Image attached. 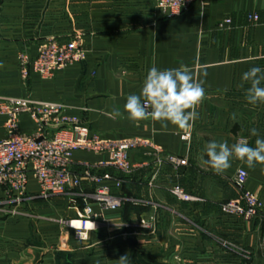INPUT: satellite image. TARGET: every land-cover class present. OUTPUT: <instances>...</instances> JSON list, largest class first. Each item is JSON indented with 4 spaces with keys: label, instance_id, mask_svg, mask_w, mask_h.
<instances>
[{
    "label": "crops",
    "instance_id": "crops-1",
    "mask_svg": "<svg viewBox=\"0 0 264 264\" xmlns=\"http://www.w3.org/2000/svg\"><path fill=\"white\" fill-rule=\"evenodd\" d=\"M157 3L0 0V102L30 98L60 103L93 134L145 140L163 153L157 159L145 150L132 152L129 174L110 165L98 168L100 174L123 181L122 190L113 189V194L124 203L118 212L94 204L98 228L84 241L75 240L63 221L77 219L93 202L95 186L83 182L73 194L41 199L38 183L31 179L28 194L33 199L21 207V215L0 213V264H118L123 255L131 262V240L136 252L156 264H264V218L245 222L221 212V206L237 196L233 181L240 168L249 173L247 189L264 203V165L248 168L233 158L231 167L217 175L204 163L211 141L231 146L243 138L254 147L257 138L264 139V103L249 104L250 84L242 81L251 67L264 70V0H200L173 19L160 13ZM254 15L258 21L249 19ZM76 34L84 39V63L68 66L51 79L33 69L27 80L22 78L21 55L34 61L48 39L67 41ZM153 64L161 70L187 65L204 79L207 98L190 129L171 124L164 129L151 119L137 126L128 119L127 97L140 93ZM20 125L24 133L36 130L28 115L21 116ZM251 128L258 136L250 134ZM187 132L193 133L189 144L181 140ZM7 136L6 118L0 114V141ZM168 155L187 158L188 166L175 170L164 160ZM109 161L106 154L73 156L77 167ZM175 185L201 202L177 201L170 193ZM4 198L0 192V200ZM141 221L151 224L152 230L142 228ZM224 242L248 249L253 261L245 263Z\"/></svg>",
    "mask_w": 264,
    "mask_h": 264
},
{
    "label": "built area",
    "instance_id": "built-area-1",
    "mask_svg": "<svg viewBox=\"0 0 264 264\" xmlns=\"http://www.w3.org/2000/svg\"><path fill=\"white\" fill-rule=\"evenodd\" d=\"M198 1L158 0L156 8L165 17L173 19L188 12ZM249 19L259 20L256 15ZM86 57L82 35L76 34L67 41L50 38L40 45L34 61L25 54L21 55L19 69L25 80L31 69L43 79H51L68 66L84 63ZM0 114L6 118L8 133L7 138L0 141V192L5 194V198L0 200V213L5 216L21 215V207L33 199L28 194L31 179L37 181L40 190L38 197L41 199L73 194L83 182H88L95 186L93 202L86 204L77 219L63 221L77 241L88 239L89 232H92L91 221L96 226L95 230L98 228L100 216L94 212V204L107 212H118L123 208L124 199L113 194V189L122 190L123 181L110 173L100 174L98 168L110 165L123 174H129L132 170V152L145 150L157 159L163 155L160 149L145 140H112L93 134L82 122L70 117L66 107L60 103L10 98L0 102ZM22 115H28L35 122L34 133L21 130ZM192 138V132L181 136L186 144L191 143ZM79 152L106 154L110 161L100 166L83 164L77 167L73 156ZM164 160L175 170L188 166L187 158L168 155L164 156ZM248 181V171L240 168L233 181L237 196L221 206L223 215L239 217L245 222L264 218V203L247 189ZM170 193L183 203L201 202V199L188 194L178 185L172 187ZM141 227L152 230V225L145 221H141ZM223 245L248 259L244 255L248 253L234 244L224 242Z\"/></svg>",
    "mask_w": 264,
    "mask_h": 264
},
{
    "label": "clouds",
    "instance_id": "clouds-1",
    "mask_svg": "<svg viewBox=\"0 0 264 264\" xmlns=\"http://www.w3.org/2000/svg\"><path fill=\"white\" fill-rule=\"evenodd\" d=\"M178 13V12H175ZM207 75L206 71L202 72ZM201 74L187 65L178 68L159 69L154 64L147 72L140 93L130 94L124 105L128 119L136 123L151 119L160 122L166 129L169 124L181 130L190 129L199 119L197 109L204 102L206 92L203 87L204 79ZM242 81L248 82L250 87L246 90V100L249 104L264 103V70L254 66L242 74ZM243 87V84H241ZM119 116L120 112L116 111ZM236 119L235 113L231 117ZM252 136H258L256 128L250 129ZM207 159L204 161L217 175L223 174L231 167V160L235 158L246 163L248 168L256 164L264 165V139L257 138L255 146H250L246 139H239L231 146L227 141H211L206 145ZM94 231L96 226L91 221ZM118 264H130L129 257L123 255Z\"/></svg>",
    "mask_w": 264,
    "mask_h": 264
},
{
    "label": "trees",
    "instance_id": "trees-1",
    "mask_svg": "<svg viewBox=\"0 0 264 264\" xmlns=\"http://www.w3.org/2000/svg\"><path fill=\"white\" fill-rule=\"evenodd\" d=\"M130 264H156V263L148 255H145L144 253L137 251L136 253H134V256L131 259Z\"/></svg>",
    "mask_w": 264,
    "mask_h": 264
},
{
    "label": "rangeland",
    "instance_id": "rangeland-1",
    "mask_svg": "<svg viewBox=\"0 0 264 264\" xmlns=\"http://www.w3.org/2000/svg\"><path fill=\"white\" fill-rule=\"evenodd\" d=\"M241 250H243L244 253H248V254H244L245 256L248 257V259L243 258V260L245 261V263L246 262H252L254 257L251 254V252L248 249H241Z\"/></svg>",
    "mask_w": 264,
    "mask_h": 264
},
{
    "label": "water",
    "instance_id": "water-1",
    "mask_svg": "<svg viewBox=\"0 0 264 264\" xmlns=\"http://www.w3.org/2000/svg\"><path fill=\"white\" fill-rule=\"evenodd\" d=\"M131 247L134 251V253H136V247H135V242L133 240L130 241Z\"/></svg>",
    "mask_w": 264,
    "mask_h": 264
},
{
    "label": "bare ground",
    "instance_id": "bare-ground-1",
    "mask_svg": "<svg viewBox=\"0 0 264 264\" xmlns=\"http://www.w3.org/2000/svg\"><path fill=\"white\" fill-rule=\"evenodd\" d=\"M75 225H76V226H79V224H78V223H76Z\"/></svg>",
    "mask_w": 264,
    "mask_h": 264
}]
</instances>
